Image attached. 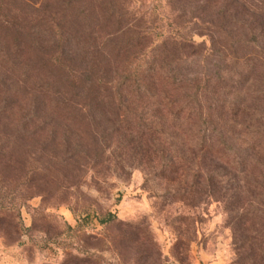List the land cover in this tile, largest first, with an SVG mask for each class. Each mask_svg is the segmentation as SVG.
<instances>
[{
  "label": "rangeland",
  "instance_id": "obj_1",
  "mask_svg": "<svg viewBox=\"0 0 264 264\" xmlns=\"http://www.w3.org/2000/svg\"><path fill=\"white\" fill-rule=\"evenodd\" d=\"M86 1L99 14V4ZM167 1L113 4L118 14L175 11L171 21L197 44L209 36L195 19L205 10L216 20L231 4ZM231 7L264 35L257 10ZM122 22L129 31L148 24ZM194 46L178 55L190 59L181 64L188 82L206 71L227 78V58L204 68L190 56ZM7 71L0 65V81L15 83ZM226 84L213 95L217 104L227 102ZM157 88L154 99L127 96L73 122L47 111L30 119L33 96L0 88V139L17 136L20 148L16 159L0 161V264H264V102L232 92L249 112L227 116L203 103L204 121L194 104L182 112L181 92Z\"/></svg>",
  "mask_w": 264,
  "mask_h": 264
},
{
  "label": "trees",
  "instance_id": "obj_2",
  "mask_svg": "<svg viewBox=\"0 0 264 264\" xmlns=\"http://www.w3.org/2000/svg\"><path fill=\"white\" fill-rule=\"evenodd\" d=\"M34 1L0 0V65L15 79V83L0 81V88L9 95L33 96L30 119L38 120L47 111L64 121L81 120L88 109L127 96L154 99L157 87L181 92L185 103L182 112L187 104H194L192 113L204 121L203 103L207 112L220 111L227 116L249 112L232 92H244L249 99L264 102V35L256 32L245 10L241 13L231 7L236 4L255 9L264 18V0H228L231 4L216 20L204 18L207 12L203 10L195 23L209 40L198 44L191 36L181 34V28L171 21L179 17L175 11L171 16L156 9L151 14L138 10L118 14L114 0H93L99 4L98 14L86 0H41L39 8L36 5L40 0ZM203 1L217 5L222 0ZM127 16L147 20L148 24L129 31L122 22ZM236 29L248 35L236 36ZM127 31L132 35L125 37ZM146 40L147 45L142 47ZM194 44L197 50L190 56L196 55L204 68L210 67V58L222 59L223 63L227 58V78L206 71L196 85L194 80H186V68L181 64L190 59L178 55ZM132 49L138 53L131 54ZM120 62L124 67L119 72L116 68ZM228 64H234L235 69ZM226 80L227 102L217 104L213 95ZM257 82L261 86L254 88ZM18 139H0L1 162L18 157ZM221 146L217 140L212 142L213 149ZM108 217L102 221L112 215Z\"/></svg>",
  "mask_w": 264,
  "mask_h": 264
}]
</instances>
